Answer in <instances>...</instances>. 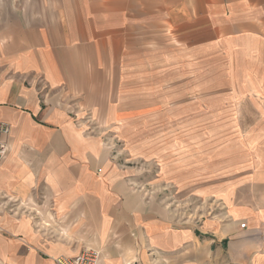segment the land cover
<instances>
[{
    "label": "crops",
    "instance_id": "crops-1",
    "mask_svg": "<svg viewBox=\"0 0 264 264\" xmlns=\"http://www.w3.org/2000/svg\"><path fill=\"white\" fill-rule=\"evenodd\" d=\"M0 122V264H264V0H0Z\"/></svg>",
    "mask_w": 264,
    "mask_h": 264
},
{
    "label": "rangeland",
    "instance_id": "rangeland-1",
    "mask_svg": "<svg viewBox=\"0 0 264 264\" xmlns=\"http://www.w3.org/2000/svg\"><path fill=\"white\" fill-rule=\"evenodd\" d=\"M85 129L90 132H95L93 127H95L94 123L92 124L88 115L86 114L81 119H79ZM97 124H100L101 122L99 120H94ZM92 127V128H91ZM102 138V141L104 143H110L113 144V154L114 156L119 157V160H121L120 156L123 152H120L118 149L120 147L122 148V142L123 139L121 136L116 134H107L106 131L103 132V134L99 135ZM146 139L152 140L153 135L144 136ZM134 141H137V135L134 136ZM125 154V153H123ZM125 156V155H124ZM147 162V161H146ZM122 163L125 165L129 164L131 165L132 169L135 170L137 173L136 176H139L140 178H143L140 180V183L135 180L134 185L140 186L145 190L146 196L151 197L154 196L155 199L159 202H161L164 206L167 207V209H174L177 210L178 220L181 222H184L189 217L190 220L194 222V224H198L200 221V217L202 215L203 207H202V199L199 198H173L169 196V190L170 187L162 183H157L153 181V169L150 166L149 162L146 163L139 160L138 157H131L126 155L124 159H122Z\"/></svg>",
    "mask_w": 264,
    "mask_h": 264
},
{
    "label": "built area",
    "instance_id": "built-area-1",
    "mask_svg": "<svg viewBox=\"0 0 264 264\" xmlns=\"http://www.w3.org/2000/svg\"><path fill=\"white\" fill-rule=\"evenodd\" d=\"M9 126L0 122V160L4 158L7 153V145L4 136L7 135ZM100 254L92 248H84L79 253L72 256L59 255L54 257L56 264H98Z\"/></svg>",
    "mask_w": 264,
    "mask_h": 264
}]
</instances>
